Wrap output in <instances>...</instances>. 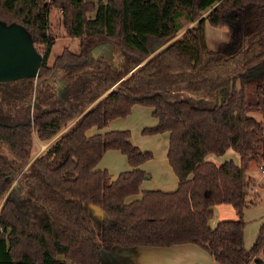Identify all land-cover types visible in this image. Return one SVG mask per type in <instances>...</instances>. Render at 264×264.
Instances as JSON below:
<instances>
[{
  "label": "trees",
  "instance_id": "16d2710c",
  "mask_svg": "<svg viewBox=\"0 0 264 264\" xmlns=\"http://www.w3.org/2000/svg\"><path fill=\"white\" fill-rule=\"evenodd\" d=\"M51 8L77 49L62 47L47 63ZM181 19L191 24L173 38ZM205 22L227 28L214 49L205 44ZM0 24L18 25L42 57L36 75L0 79L7 151H0V264H99L100 250L115 245L185 242L220 264H264V215L249 247L241 217L246 198L253 200L245 169L264 163L261 123L250 113H264V75L246 78L264 66V0H0ZM153 42L166 43L150 54ZM109 46L111 61L100 53ZM133 104L150 107L155 118L142 134L167 132V163L177 178L171 191L139 190L148 177L139 165L151 153L133 145L127 130L85 134ZM69 123L31 159L33 133L46 141ZM227 148L238 165L205 160ZM107 149L129 166L114 178L92 170ZM13 180L19 188L7 192ZM217 203L237 216L209 229Z\"/></svg>",
  "mask_w": 264,
  "mask_h": 264
},
{
  "label": "crops",
  "instance_id": "0c3cea01",
  "mask_svg": "<svg viewBox=\"0 0 264 264\" xmlns=\"http://www.w3.org/2000/svg\"><path fill=\"white\" fill-rule=\"evenodd\" d=\"M90 1L96 3L97 1L104 2L105 0H90ZM49 11L52 12L53 15L55 16L59 14V10L57 8H51ZM93 13H94L93 11L88 12L87 17L91 18L93 16ZM55 20L56 22L52 21L53 24L52 23L51 24L56 26L57 29L61 30V32L64 34L60 21L57 20V18ZM187 23H188L187 25L188 27L191 24V22H187ZM182 32L178 33L177 31V33L173 38H177ZM69 40L72 41L76 39H72V40L69 39ZM165 43L163 44L159 43L160 45L158 49L161 48L163 45H165ZM62 47L69 48L68 45H64ZM150 54L152 53L150 52ZM48 58H49V54H48ZM106 91H108V89ZM106 91L104 93H106ZM150 111L151 108L148 106L133 104L130 107L129 113L126 116L113 118L100 129L92 126L85 131V134L91 135L97 132H103L107 130H113V131L127 130L129 133V140L133 145H135L141 150H148L151 153V157L139 165V168L147 173L149 177V178L147 177L148 180L151 178V172L146 168V165L151 161H153V159H156L152 145L156 142L162 141L163 144L161 143V145L163 147V150L159 154V157H157V159L163 162V166H162L163 180L160 182H156L152 180V182L150 183V181L143 179L139 184V190L158 189L161 191H171L176 187L177 178L167 163V157H166L167 146H165V144L167 143V136H168L167 132L163 131L154 134L141 133V129L143 127L151 126L155 123V118L151 115ZM139 114H143L144 116H147V118L143 119L141 118L142 115L138 116L136 118V123L134 124L132 116H136ZM148 114L150 115L148 116ZM70 124L71 123H69L67 126L62 128L57 134H55L53 137H51L46 141L39 140L36 137V135L33 133L32 145L35 146L36 151L34 155L31 157V159L35 158L40 153H42L45 147L58 134L64 131ZM139 132L142 134V136L138 134ZM211 155L214 157H212ZM228 159H230L236 165H238L239 163L238 154L235 151H233L231 148L225 149L224 152L219 156H216L214 154H207L205 156V160L212 161L216 165ZM128 168L129 166L123 154H121L116 149H107L102 153L100 159L97 161V163L95 164L92 170L98 171L104 169L107 171L110 178H114L118 172L126 170ZM254 193H256V189L254 190ZM209 209H210V217L207 220V226L209 229H211L218 220L236 218L235 210L227 203L213 204L209 207ZM99 261H100L99 264H220L216 262L205 249L201 248L197 244L190 242L177 243L163 247H153V246L122 247L115 245L112 246L108 251L100 250ZM248 264H254V263L253 261H250Z\"/></svg>",
  "mask_w": 264,
  "mask_h": 264
},
{
  "label": "rangeland",
  "instance_id": "374dc122",
  "mask_svg": "<svg viewBox=\"0 0 264 264\" xmlns=\"http://www.w3.org/2000/svg\"><path fill=\"white\" fill-rule=\"evenodd\" d=\"M59 20V14L57 16L53 15L52 12H48L47 14V20H48V32L49 35L52 36V44L49 51V58L47 57V63H50L51 58L56 55L60 48L64 45H68L69 48L72 51H75L77 49V41L72 40L70 41L62 32L61 30H58L56 26L52 25V21L56 22V19ZM181 21V26L178 29V33L182 32L188 25L186 21ZM52 23V24H51ZM249 25H246V30L249 29ZM63 29V28H62ZM203 35L205 44L209 49H214L215 45L218 42L225 41L228 38V31L225 26L223 27H213L209 25L207 22L204 23L203 26ZM35 47L38 49V51L41 53L43 50V45L36 44ZM97 52V51H95ZM100 52V51H99ZM101 53V52H100ZM107 58L108 60H114L116 58V54L114 55L113 47L111 48V51L108 53H101ZM33 69L32 66L22 67L18 68L17 71H15V74H19L20 72H30ZM13 75V71L6 72V74L0 73V79L3 77H8ZM264 75V66H259V72L255 74H246V78L249 80L252 79H260ZM193 92L191 90H187L184 95L192 94ZM194 95V94H193ZM188 97V96H187ZM146 108V107H145ZM259 122L261 123L262 127V138L264 139V113H259L256 111L250 112ZM142 115V116H141ZM150 114H148L149 116ZM138 116H141V118L145 119L147 116H144L143 114H139L133 117V123H136V118ZM131 117V118H132ZM140 136L142 134L138 133ZM163 144L162 141L154 143L152 146L153 152L155 155V158L159 157V154L162 152L163 147L161 145ZM167 146V143L165 144ZM167 148V147H166ZM0 151L7 153L4 146H0ZM36 151V148L34 145L30 148V156L32 157ZM212 156V155H211ZM214 157V156H212ZM153 159L150 163L146 165V168L151 172V178L148 180V178H144L147 181L152 182V180L156 182H160L163 180V162L159 161L158 159ZM156 161V162H154ZM261 168L264 170V163H255L254 161H250L245 169V173L247 176H249L252 179V185H251V191H249V196H252L253 200L250 202L249 197L246 199V203L244 207L242 208L241 217L244 222L243 229H242V240L245 247H249L252 241L254 240L257 232L258 225L262 219V216L264 215V189L262 188V184L264 183V171L261 172ZM146 175V174H145ZM147 176V175H146ZM15 187V180H13L8 188L7 192L10 189H13ZM19 188V187H18ZM256 189V193L254 194V190ZM237 216V215H236ZM202 248V247H201ZM204 249V248H203Z\"/></svg>",
  "mask_w": 264,
  "mask_h": 264
},
{
  "label": "water",
  "instance_id": "95a60500",
  "mask_svg": "<svg viewBox=\"0 0 264 264\" xmlns=\"http://www.w3.org/2000/svg\"><path fill=\"white\" fill-rule=\"evenodd\" d=\"M159 45V42H153L150 45V52L153 53L158 50ZM109 48L110 46L106 50L101 51V53H108ZM41 59V55L36 52L33 44L18 25L13 24L4 26L0 24V73L5 75L6 72L13 71V75L1 79L14 76L36 75ZM27 66H32L33 69L30 72L15 74L18 68ZM258 72L259 66L247 74L251 75ZM62 84V81L58 80L56 86L61 87ZM18 186L19 185H15L14 188H18Z\"/></svg>",
  "mask_w": 264,
  "mask_h": 264
},
{
  "label": "flooded vegetation",
  "instance_id": "af4514ba",
  "mask_svg": "<svg viewBox=\"0 0 264 264\" xmlns=\"http://www.w3.org/2000/svg\"><path fill=\"white\" fill-rule=\"evenodd\" d=\"M258 66L252 68L251 70H249L247 73H250L251 71L255 70Z\"/></svg>",
  "mask_w": 264,
  "mask_h": 264
},
{
  "label": "built area",
  "instance_id": "2783aa9c",
  "mask_svg": "<svg viewBox=\"0 0 264 264\" xmlns=\"http://www.w3.org/2000/svg\"><path fill=\"white\" fill-rule=\"evenodd\" d=\"M264 170L261 168V172H263Z\"/></svg>",
  "mask_w": 264,
  "mask_h": 264
}]
</instances>
